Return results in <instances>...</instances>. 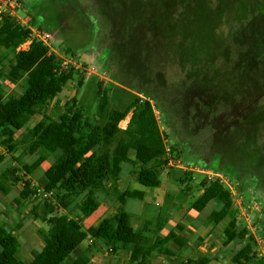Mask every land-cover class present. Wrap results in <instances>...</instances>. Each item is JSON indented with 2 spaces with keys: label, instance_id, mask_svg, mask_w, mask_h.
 Instances as JSON below:
<instances>
[{
  "label": "rangeland",
  "instance_id": "obj_1",
  "mask_svg": "<svg viewBox=\"0 0 264 264\" xmlns=\"http://www.w3.org/2000/svg\"><path fill=\"white\" fill-rule=\"evenodd\" d=\"M1 1L0 13L16 17L17 21L23 25L30 19L29 11L35 17L38 16V25L49 28L45 33L52 36L48 43L50 52L62 55L61 58L65 64H70L74 68L73 81L67 83L62 92L46 105L43 110L44 115L57 120L64 111V105L76 97L77 105L83 108L86 116L97 125H103L105 119H98L95 115L96 84L101 81L107 86L108 82L138 97L142 102H149L158 130L163 135V144L169 162L166 167L156 171L161 187L144 188L134 181L133 172L139 170V165L133 161L134 156L131 153L129 157L132 162L122 166L123 174L126 176L123 184L114 183L113 185L111 181L112 187L109 194L106 197L101 194L97 195L99 208L89 218L81 219L82 228L88 236L90 228H95L99 222L110 217L117 209L119 203L113 195L115 191L118 194L121 190H136L144 193L142 199L140 201L127 200L123 208L131 216L134 230L145 237L144 246L155 248L157 244H160L162 247L160 254L157 251L153 252L149 264H179L189 260H203L205 257H209L210 264H234L233 256L250 239L234 240L224 245V230L234 220L236 230H241L244 226L252 232L250 235L255 244L251 250L254 257L253 264H264V144L251 136L253 121L247 117L250 114L249 110L245 112L244 123L236 128L234 136L228 138L226 134L218 133V137L212 138L202 133L191 134L192 125L194 124L196 128V124L194 119L188 116V129L184 138L187 146L178 140L185 127L184 120L180 122V115L184 112L180 104L182 94H179V90L181 89H178L179 85H174V83H171V86L164 85L161 74L151 70L146 57L142 58V56H149L155 67L157 63L163 62L166 57L170 56L171 65L179 66V69L181 66L184 68L178 55L180 54L179 48L183 51L186 46L182 43H178V46L173 45L178 36L171 35V43L164 41V25L159 26L153 33V42L151 41L150 45L144 44L147 47L142 48L140 55L138 51L141 48L137 49L136 43L141 44L142 40L144 43L146 29L141 26L140 31L143 32V38L138 37V31L133 24L134 18L139 17L135 10L137 0H15V3L9 0ZM154 1L155 5H158L159 18L166 27H173L176 23L177 30L180 27L188 28L189 36L192 35L199 40V43L186 49L188 64H195L199 67V62L192 55L194 48H197L196 54H210L207 40L211 34L216 33L215 48L217 51L227 41L225 26L214 28L217 20L216 10L208 9L206 6L207 1L220 6L225 4L226 0ZM234 2L238 9L236 12L238 17L245 18L246 13L253 15V5L247 3V0H234ZM255 4L259 5V2L256 1ZM143 6H148L146 0H143ZM154 8L152 4L150 9L154 11ZM27 46L28 43L20 46L16 52L25 51ZM66 50L70 52L67 56L64 55ZM229 53L235 75L244 78L243 88L237 89V91L240 90L242 98L236 97L234 107L243 105V101L248 106L250 97L258 98L264 92L263 84L258 82L259 76L262 80L264 79V17L262 19L255 17L247 21L244 29L234 38ZM218 55L219 63L216 71L221 72L227 58L224 55ZM259 57L260 60H257ZM252 64L255 65V77L248 74ZM186 81V97L192 100L196 96L195 90L189 88L192 79L186 78ZM154 84L157 88L153 86ZM164 88L170 89L172 101H165L167 94L162 92ZM0 89L6 97L18 96L22 92V84L2 79ZM260 98L264 104V95ZM131 102V97L128 98L115 90L111 92L107 109H125ZM262 110L264 106L261 107ZM133 112V108L128 110L123 119H127L124 128L120 125L123 120L118 123L119 131L127 128ZM258 117L264 121L263 114H259ZM40 119V115L34 116L24 129L15 134L14 140L17 144L14 145L15 148L12 151L8 152L0 148V157L3 160L0 165V176L5 172L8 177L7 180H3L5 185H11L15 174L21 180H29L31 185L39 189L38 200L24 203L19 210L11 208L10 202L18 197L23 185L18 184L9 188V193L6 195L0 192V213L7 209L11 210V215L8 218L1 216L0 222H3L8 229H12V225L16 227L20 245L17 257L23 262H30L43 246V234L47 226L39 221L36 213L31 215L30 210L44 199L43 173L58 157V153L47 157L42 166L29 178L22 176L21 167L31 164L37 158L36 153L31 156L27 154L29 143L27 132ZM259 119L256 124L259 125V132L262 133L263 124L259 122ZM214 125L217 128L220 123L215 121ZM234 125L236 126L235 123ZM119 136L120 134L117 137ZM194 146L203 152L200 157L188 152ZM170 147H173L172 155L169 154ZM227 160L228 163H224ZM200 164L209 166V168L203 169ZM225 165H228V168ZM13 169L17 171L13 173ZM190 169L193 172L192 175L185 171ZM248 169L249 171L246 172ZM185 172L187 176L184 175ZM207 178L208 180L218 178L221 181L227 179L231 188L232 207L235 214L229 215L217 225L209 217L219 210L220 205L217 201L208 203L199 214L191 209V205L201 194V183L204 180L209 182ZM242 184L243 189H241ZM82 198L83 196L72 207L70 217L73 219L81 218L78 205ZM55 214H63V211L57 208ZM176 226L181 227L182 230H177ZM170 232L175 234L176 239L163 244L162 239ZM80 249L81 252L86 253L89 264H128V255L123 252L110 254L109 246L101 241L90 238L82 243Z\"/></svg>",
  "mask_w": 264,
  "mask_h": 264
},
{
  "label": "trees",
  "instance_id": "obj_2",
  "mask_svg": "<svg viewBox=\"0 0 264 264\" xmlns=\"http://www.w3.org/2000/svg\"><path fill=\"white\" fill-rule=\"evenodd\" d=\"M28 14L30 19L26 26L17 22L16 17L0 14V81L4 79L22 84V92L18 96L6 97L0 89V148L12 151L15 148V134L24 129L34 116L40 115L39 122L27 132V154L31 156L36 153L37 158L31 164L21 167L22 176L29 178L47 157L55 153H58V157L43 173L44 199L30 210L31 215L36 213L39 221L47 226L40 252L30 262L19 260L16 227L12 225V229H7L0 222V264H89L88 257L85 252H81L80 246L90 238L107 244L110 254L123 252L128 255V264H149L153 252L159 253L162 247L160 244L155 248L144 246L145 237L134 230L131 216L123 208L127 200L140 201L141 192H124L118 198L119 205L115 212L104 218L95 228H90L89 236L81 225V219L89 218L99 208L97 195L106 197L111 191L110 182L120 177L123 165L132 162L129 157L131 153L134 156L133 161L139 165V170L133 172L135 182L144 188L161 187L156 171L166 167L169 161L163 135L158 130L149 102H142L138 97L111 83L107 82L105 86L104 82L98 81L95 115L98 119H105L103 125H97L86 116L83 108L77 105L76 97L64 105V111L57 120L44 115L46 105L62 92L67 83L73 81L75 73L73 66L65 64L60 58L62 55L50 52L46 45L32 38L29 28L44 33L49 28L39 26L38 16L35 17L30 11ZM26 43L28 46L25 51L16 52ZM69 53L66 50L64 55ZM163 64L164 62L156 64L155 71H159L158 74H162ZM159 67L160 70H157ZM172 71L175 72L173 65ZM174 81L175 77L172 76L171 83ZM115 90L131 97L132 102L125 109H107L111 92ZM132 108L134 112L127 128L119 131L118 123ZM169 152L171 155L174 153L173 147H170ZM1 160L0 157V163ZM16 171L13 169L12 172ZM185 171L189 175L193 174L191 170ZM186 172L183 173L185 176ZM7 179L5 172L2 173L0 192L4 195L9 188L23 185L18 197L12 201L11 208L19 210L24 203L38 200L39 189L31 185L29 180H21L14 174L11 185L6 186L3 180ZM200 188L201 194L191 205L194 212L199 214L209 202L217 200L220 209L209 216L215 225L235 214L232 195L219 181L204 180ZM238 191L242 192L239 189ZM81 196L83 198L78 205L81 218L73 219L70 212ZM57 208L63 214H55ZM10 213L11 210L7 209L0 213V217L8 218ZM234 222L235 220L229 223L224 230V245L234 240L250 238L233 256L232 262L253 264L251 250L255 245L254 241L248 236L244 226L241 230H236ZM176 228L182 230L179 226ZM172 239H176V236L170 232L162 239V243ZM179 264H208V259L189 260Z\"/></svg>",
  "mask_w": 264,
  "mask_h": 264
},
{
  "label": "flooded vegetation",
  "instance_id": "obj_3",
  "mask_svg": "<svg viewBox=\"0 0 264 264\" xmlns=\"http://www.w3.org/2000/svg\"><path fill=\"white\" fill-rule=\"evenodd\" d=\"M256 1L259 2V5L255 4ZM136 2H137V6H135L136 7L135 10H137L136 13L138 14L139 17L134 18L133 24L138 31L137 32L138 37L143 38L142 37L143 32L140 31L141 26H143L146 29L145 38H143L145 39L144 43L143 40L141 41V44L139 42L136 43V48L137 49L141 48L138 51L140 55L143 50L142 48L147 47L146 45L144 46V44L150 45L155 28L163 25H164L163 28L164 41L171 43L170 36L174 35V36H178V38L174 40L173 43L174 46H178V43H182L183 45L186 46L183 51L179 48L180 54L178 55L179 61L184 66V68H182L181 66V68L179 69V66L176 67V65H173L175 68V72L173 71L171 72L172 65L169 56L166 57V59H164L163 61L164 73L161 74L163 79V84L164 85L168 84L169 86H171V77L174 76L175 77L174 85H179L178 89H181L179 90V94L183 95V98L181 95L180 104L182 105L184 112L183 114L180 115V122H182L183 119L185 122V127H184V132H181V134L178 137V140L182 141L184 146H187L184 138L186 136V132L188 129L187 128L188 116L192 117L196 124V128L194 124L192 125L191 134L198 135L202 133V134H206L205 136L212 138L214 136H217L218 133V134H226V137L228 138L229 136H234L236 128L244 123L246 119L245 112L249 110L250 114L247 117L251 121H253V130L251 132V136L259 143L264 144V130H263L264 121L260 120L258 117L259 114L264 115V110L261 111V107H263L264 104H262L260 98L262 95H264V92L260 94V96L258 97L259 99L258 98L252 99L250 97V103L248 106H246V103L243 101V105L241 104L237 108L234 107V102L236 97L237 98L241 97V93L239 92L240 90L237 91V89L243 88L244 78H240L238 77V75H235L232 67L233 61L231 60L230 58L231 55L229 53V48L232 45L234 38L238 36V34L244 29V26L247 24V21H250L255 17H258V19H262V17H264L263 14L264 1L247 0V3L253 5L254 11H253V15H250L249 13L244 14L245 18L237 16L236 12L238 11V9L235 6L234 0H226L225 4H222L220 6L215 5L211 1H207L206 4L207 8L216 10L215 14L217 20L215 21L214 28L219 26H225L228 38L227 41L221 46L220 50L217 51V49L215 48L216 33L211 34L207 40V45L210 47V54H206V53L196 54L195 51L197 48H194L193 49L194 53L192 55L199 62V67H197L195 64H188L186 58L187 56L186 49L191 45H196V43H199V40H196L192 35L189 36L190 30H188V28L182 29L180 26H179L180 29L177 30L176 23L173 24V27H166L165 23L161 22V19L159 18L158 5L157 6L155 5L154 0H146L148 5L147 7L143 6V0H137ZM152 4L155 6L154 11L150 9ZM121 38H122L121 40H123V36H121ZM179 50L176 52V54L179 52ZM218 54L224 55L227 58L226 61L223 63L221 72L216 71V66L219 63ZM143 57H146V59L148 60L150 69L155 70V67L151 63L149 56H142V58ZM257 60H260V57L257 58ZM254 66L255 65L252 64V68L250 69L248 74L255 77L256 71ZM160 68L161 67L157 68V70H160ZM186 78L192 79V83L189 85V88L194 89L196 92V96L192 100L186 97V83H187ZM258 82L260 84H263L264 86V79L262 80L261 76H259ZM153 86L156 87V84H154ZM169 90L167 88H164L162 91L167 94V97L165 98L166 102L172 101V94L170 93ZM233 96H234V100H233ZM257 100H259V102H257ZM149 101H153V100H149ZM258 119L259 122L263 124L262 133L259 132V125L256 124V121H258ZM215 121H218L220 123V125L217 128L214 125ZM234 123L236 124V126L234 125ZM195 129H196V133H195ZM258 132L259 134H257ZM188 152L190 154L194 153L196 157H200L203 153L200 150H198L195 146L192 149H190ZM224 163L227 164L228 160L225 161ZM202 167L203 169L209 168V166L206 167L204 165H202ZM229 168H231V166H229ZM248 171L249 169L246 172Z\"/></svg>",
  "mask_w": 264,
  "mask_h": 264
},
{
  "label": "built area",
  "instance_id": "obj_4",
  "mask_svg": "<svg viewBox=\"0 0 264 264\" xmlns=\"http://www.w3.org/2000/svg\"><path fill=\"white\" fill-rule=\"evenodd\" d=\"M10 2H14L15 3V0H9ZM0 2H2L0 0ZM1 14V13H0ZM19 22V21H17ZM20 23V22H19ZM21 25H23L22 23H20ZM26 24H24V26H26ZM31 33H32V38L35 39L36 41H39L41 42L42 44L46 45L47 47L48 46V43L51 41L52 39V36L49 34V33H44V32H40V31H37L36 29H33V28H29ZM61 58V56H60ZM62 59V58H61ZM208 180V178H207ZM209 182H214V181H219L221 184H223L231 193V188L229 187V181L226 179L225 181H221L220 179L216 178L214 180H208ZM232 195V193H231ZM233 202V201H232ZM233 204V203H232ZM248 231V230H247ZM250 234H252V232L248 231V236H251Z\"/></svg>",
  "mask_w": 264,
  "mask_h": 264
},
{
  "label": "crops",
  "instance_id": "obj_5",
  "mask_svg": "<svg viewBox=\"0 0 264 264\" xmlns=\"http://www.w3.org/2000/svg\"><path fill=\"white\" fill-rule=\"evenodd\" d=\"M16 142H15V140H14V143H13V145H15L16 146ZM46 161V160H45ZM3 162V161H2ZM1 162V163H2ZM1 163H0V165H1ZM42 166V165H41ZM40 166V167H41ZM191 170V169H190ZM200 171H202V170H200ZM124 172H123V169H122V172H121V175H120V177L116 180V181H112V184L113 185H122L123 184V182H124V180L126 179V176H124V174H123ZM44 178V177H43ZM135 181V180H134ZM44 182H45V180H44ZM115 183V184H114ZM126 191H128V190H124V191H120L118 194H117V191H115L114 192V194L113 195H115L116 196V198H117V200H118V198L124 193V192H126ZM133 191H136V190H133ZM138 192H141V191H138ZM201 192H202V190H201ZM9 193V192H8ZM142 193V195L144 194L143 192H141ZM2 198V197H1ZM212 201H217V200H212ZM218 202V201H217ZM12 203V201L10 202V204ZM210 203V202H209ZM219 203V202H218ZM219 205H220V203H219ZM4 207H5V205H4ZM205 209V208H204ZM220 209V208H219ZM201 213V212H200ZM131 221H132V219H131ZM99 224V223H98ZM6 226V225H5ZM8 229V228H7ZM17 241H18V239H17ZM18 244H19V242H18ZM19 248H20V245H19ZM18 256V255H17ZM18 258V257H17ZM205 258H207V257H205ZM209 258V257H208ZM207 258V259H208ZM19 259V258H18ZM20 260V259H19ZM210 260L208 259V264H210Z\"/></svg>",
  "mask_w": 264,
  "mask_h": 264
},
{
  "label": "bare ground",
  "instance_id": "obj_6",
  "mask_svg": "<svg viewBox=\"0 0 264 264\" xmlns=\"http://www.w3.org/2000/svg\"><path fill=\"white\" fill-rule=\"evenodd\" d=\"M126 120H127V119H125V120H123V121L121 122V124H120V125H121V127H123V128H124V127L126 126V123H127V121H126Z\"/></svg>",
  "mask_w": 264,
  "mask_h": 264
}]
</instances>
